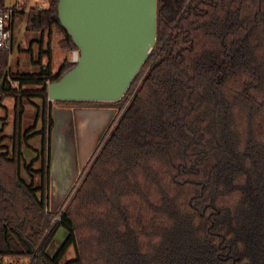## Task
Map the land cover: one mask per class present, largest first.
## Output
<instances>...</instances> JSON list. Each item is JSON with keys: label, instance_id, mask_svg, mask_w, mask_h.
<instances>
[{"label": "trees", "instance_id": "16d2710c", "mask_svg": "<svg viewBox=\"0 0 264 264\" xmlns=\"http://www.w3.org/2000/svg\"><path fill=\"white\" fill-rule=\"evenodd\" d=\"M57 2L30 10L26 29L41 35L55 26L77 51ZM40 53L49 59L39 73H14L10 52L0 51V97L15 103L11 153L0 152V261L264 264V0H157L156 43L119 101H55L122 107L134 90L53 227L47 85L76 62L53 73L51 49ZM34 99L42 101L44 126L30 133L22 123ZM39 133L44 158L36 187L22 178V166L32 169L21 151ZM59 228L67 237L49 255ZM71 246L76 257L62 263Z\"/></svg>", "mask_w": 264, "mask_h": 264}, {"label": "rangeland", "instance_id": "374dc122", "mask_svg": "<svg viewBox=\"0 0 264 264\" xmlns=\"http://www.w3.org/2000/svg\"><path fill=\"white\" fill-rule=\"evenodd\" d=\"M15 0H5L6 5H10ZM22 14L15 16L12 29V48L9 54V69L10 72L19 73H39L48 64V56L41 54V48L46 51L51 49V69L56 73L61 65L72 60L73 53L65 46L64 33L53 26L51 30L45 29L43 33L32 32L26 29L27 15L30 10H40L48 8V0H28L24 6ZM71 52V53H70ZM14 85V84H13ZM15 85H17L15 83ZM137 86V85H136ZM134 91V90H133ZM124 101V105L103 103L95 108V112L106 114L102 119L91 118L92 113L78 121L74 111L69 109L63 111V108H89L92 106H65L51 102L50 114L54 120V125L46 133L48 137L49 149L46 153V171H47V194H48V212H56L52 227L60 218V214L66 208L70 199L79 187L82 178L81 174L85 168L91 155L99 151L101 148V140L108 127H112L118 121L126 108L131 96ZM34 104L25 105V115L22 123V131L28 128H34L32 132L41 131L44 124L41 115H38L37 109L40 110L42 101L39 99L32 100ZM14 99L12 97H0V137L3 149L0 152L7 151L11 153L13 121H14ZM121 107V108H120ZM62 109V110H59ZM112 123V125H111ZM109 127V128H110ZM99 128V130H98ZM108 132V131H107ZM43 135L36 134L28 141V146L22 147L21 160L26 166H30L32 171L28 172L23 168L21 175L27 183H33L36 187L41 186L43 169L42 155ZM100 146V147H99ZM98 147V148H97ZM92 149V150H91ZM98 149V150H97ZM91 151V152H90ZM90 155L86 157V154ZM85 174V173H84ZM83 174V176H84ZM67 237L66 230L59 228L50 242L47 252L53 255L57 252L63 241ZM76 257L75 248L71 246L62 259V263H66ZM28 259L4 258L0 264H28Z\"/></svg>", "mask_w": 264, "mask_h": 264}, {"label": "water", "instance_id": "95a60500", "mask_svg": "<svg viewBox=\"0 0 264 264\" xmlns=\"http://www.w3.org/2000/svg\"><path fill=\"white\" fill-rule=\"evenodd\" d=\"M57 14L78 56L48 101H119L156 43L157 0H58Z\"/></svg>", "mask_w": 264, "mask_h": 264}, {"label": "built area", "instance_id": "2783aa9c", "mask_svg": "<svg viewBox=\"0 0 264 264\" xmlns=\"http://www.w3.org/2000/svg\"><path fill=\"white\" fill-rule=\"evenodd\" d=\"M28 0H15L12 5L0 4V51H11L12 48V23L15 14L23 11ZM78 51H73L72 62H75Z\"/></svg>", "mask_w": 264, "mask_h": 264}, {"label": "crops", "instance_id": "0c3cea01", "mask_svg": "<svg viewBox=\"0 0 264 264\" xmlns=\"http://www.w3.org/2000/svg\"><path fill=\"white\" fill-rule=\"evenodd\" d=\"M3 4L5 5V6H10V5H12V4H10V5H6V3H5V0H3ZM42 9V8H41ZM15 20V19H14ZM13 24H14V22L12 23V29H13ZM71 53V52H70ZM73 53V52H72ZM70 61H72V60H70ZM62 109H64L63 111H65V110H67V109H69L70 111L72 110V111H74L73 113L76 115V119L78 118V121L80 122L81 120H83L87 115H89V114H91L92 113V117L91 118H95L96 116H97V118H99V119H102V122L103 121H105L103 118L106 116V114L105 113H103V111L102 112H95V108H93V107H89V108H76V109H71L70 107H68V108H63L62 107ZM62 109H59V110H62ZM87 119H89L90 117H86ZM98 130H99V128H98ZM92 150V149H91ZM91 152V151H90ZM90 152H88L87 154H86V157L85 158H87L89 155H90ZM89 161V160H88Z\"/></svg>", "mask_w": 264, "mask_h": 264}, {"label": "flooded vegetation", "instance_id": "af4514ba", "mask_svg": "<svg viewBox=\"0 0 264 264\" xmlns=\"http://www.w3.org/2000/svg\"><path fill=\"white\" fill-rule=\"evenodd\" d=\"M111 125H112V123H111ZM110 127V126H109ZM109 127H108V129H109ZM107 131V130H106ZM104 135H105V133H104ZM104 135H103V137H104Z\"/></svg>", "mask_w": 264, "mask_h": 264}]
</instances>
